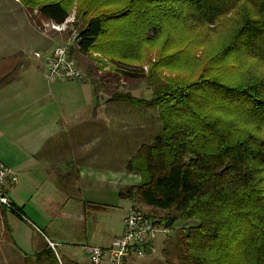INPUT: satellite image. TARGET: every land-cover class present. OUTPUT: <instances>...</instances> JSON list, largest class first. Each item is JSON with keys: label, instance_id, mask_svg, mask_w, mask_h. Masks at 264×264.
<instances>
[{"label": "trees", "instance_id": "obj_1", "mask_svg": "<svg viewBox=\"0 0 264 264\" xmlns=\"http://www.w3.org/2000/svg\"><path fill=\"white\" fill-rule=\"evenodd\" d=\"M19 1L55 25L72 21L68 56L76 49L106 74L90 81L74 59L78 84L146 83L149 99H114L161 122L126 162L139 182L119 196L158 211L138 210L157 229L194 222L176 236L177 264H264V0ZM38 261L60 264L49 247Z\"/></svg>", "mask_w": 264, "mask_h": 264}, {"label": "crops", "instance_id": "obj_2", "mask_svg": "<svg viewBox=\"0 0 264 264\" xmlns=\"http://www.w3.org/2000/svg\"><path fill=\"white\" fill-rule=\"evenodd\" d=\"M51 50L1 62L0 161L17 182L6 190L15 212L0 205V264H38L46 247L58 260L78 264V254L86 264L85 247H109L122 234L132 203L117 223L111 213L122 210L121 191L139 182L119 184V176L132 175L125 164L140 147L133 149L135 126L122 124L120 138L114 101L103 100L94 85L48 84L43 60L29 54ZM144 95L149 99V89ZM128 145L131 154L119 157ZM150 248L145 256L154 253ZM135 261L129 257L124 264Z\"/></svg>", "mask_w": 264, "mask_h": 264}, {"label": "rangeland", "instance_id": "obj_3", "mask_svg": "<svg viewBox=\"0 0 264 264\" xmlns=\"http://www.w3.org/2000/svg\"><path fill=\"white\" fill-rule=\"evenodd\" d=\"M71 23L72 21H68L66 29L59 35L52 29V23L41 19L35 10H29L22 6L19 0H0V80L1 62L8 64L12 61V59L21 58V54L22 56L24 54L23 52H27L28 54L29 51L39 50L41 53H47L50 49H54L55 47L63 44H70L73 48L74 31L73 27L71 28L70 26ZM18 50H20L19 54L17 53L14 55ZM32 54L33 52H30L29 56L33 57ZM73 55L79 66L82 65L79 69L83 72L85 78H89L90 81H98L102 75L103 77H106V74L98 71L99 68L95 65V63H93V60L84 55L79 56L76 49H74ZM78 58L80 61H78ZM106 82L107 83L103 85L104 87L100 90V92L103 93V100L106 101L107 97H110L112 102L114 101L113 104L117 108V112L115 116H112V119L118 123V133L120 138H123L126 134V131L122 130V124H128V126H135V138H133L132 142L134 151L142 144L150 143L161 129V122L158 118L156 110L152 108L142 109L139 106H133L127 101H122V98L114 100L116 94H120L119 96H121V94H132L136 98L146 99L147 96L144 95L143 97V92L145 93L146 90L148 91V87L144 80H132L125 78L116 80L113 76L107 77ZM129 147L130 146L128 145L127 149L125 148L123 152L120 151L119 157H126L127 154L130 155L131 148ZM121 173L125 174L124 170H120L119 174ZM131 178H133L132 181ZM138 178L139 177L137 175H128L126 179H121L119 176V184L130 186L132 183H137L139 181ZM125 180H127V182L122 184ZM122 188L123 186H119V191ZM126 189L127 188H124L121 192H126ZM129 201L130 200L125 199L122 203H120V205L122 204V210H116L111 213L113 214L114 222L117 223L119 221L123 215V210L128 208L130 202L132 203V208L139 210L152 219H155L156 216H160L158 211H154L137 201ZM193 224L194 222L176 223L173 227L166 229L167 231L164 233L157 234L155 239L148 242V246L153 247L154 253L152 256L144 255L141 258H137L131 255L129 257L136 259V264H177L174 251L177 239L176 236L181 229L189 228ZM67 237H69L68 234ZM77 252L82 254L83 247L79 246ZM59 261L60 263L70 264L67 260H64V258ZM76 261L78 264H82V258L78 254ZM38 264L44 263L38 261Z\"/></svg>", "mask_w": 264, "mask_h": 264}, {"label": "built area", "instance_id": "obj_4", "mask_svg": "<svg viewBox=\"0 0 264 264\" xmlns=\"http://www.w3.org/2000/svg\"><path fill=\"white\" fill-rule=\"evenodd\" d=\"M66 21L62 25L51 24L56 32L66 29ZM35 59H42L44 64V79L48 84L58 82H81L83 75L78 69L74 58L68 56V44L60 45L52 49L47 55L33 52ZM17 182L16 175L0 161V205L10 211L15 210L10 205L6 196V190ZM166 229L155 228L151 221L143 217L136 209L130 208L123 219V232L109 247H85L86 264H124L129 256L141 258L145 255L148 242L155 239L159 233ZM53 248V245H50Z\"/></svg>", "mask_w": 264, "mask_h": 264}, {"label": "water", "instance_id": "obj_5", "mask_svg": "<svg viewBox=\"0 0 264 264\" xmlns=\"http://www.w3.org/2000/svg\"><path fill=\"white\" fill-rule=\"evenodd\" d=\"M145 253H146V255H148L149 253H151V248L149 246H147L145 248Z\"/></svg>", "mask_w": 264, "mask_h": 264}]
</instances>
